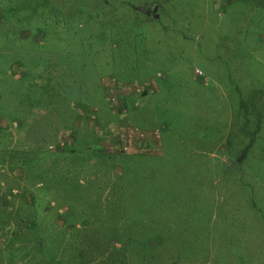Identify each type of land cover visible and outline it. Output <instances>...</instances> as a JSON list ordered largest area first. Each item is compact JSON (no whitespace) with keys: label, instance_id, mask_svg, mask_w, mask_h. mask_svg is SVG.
<instances>
[{"label":"rangeland","instance_id":"rangeland-1","mask_svg":"<svg viewBox=\"0 0 264 264\" xmlns=\"http://www.w3.org/2000/svg\"><path fill=\"white\" fill-rule=\"evenodd\" d=\"M1 214L0 264H264V0H0Z\"/></svg>","mask_w":264,"mask_h":264},{"label":"built area","instance_id":"built-area-1","mask_svg":"<svg viewBox=\"0 0 264 264\" xmlns=\"http://www.w3.org/2000/svg\"><path fill=\"white\" fill-rule=\"evenodd\" d=\"M196 73L199 75V76H201L203 73L200 71V70H196ZM140 89L138 88V91H139ZM131 131L132 132H136L137 134H138V137H145V134L142 132V131H140L138 128H135V129H131Z\"/></svg>","mask_w":264,"mask_h":264},{"label":"crops","instance_id":"crops-1","mask_svg":"<svg viewBox=\"0 0 264 264\" xmlns=\"http://www.w3.org/2000/svg\"><path fill=\"white\" fill-rule=\"evenodd\" d=\"M9 148H10L9 146L4 147V149H3V155H4L6 152H10V151H11ZM1 185H3L2 182H1ZM4 213H5V210H4ZM5 219H6V217L4 216V214H1L0 224H2V226H5L4 223H3V220H5Z\"/></svg>","mask_w":264,"mask_h":264},{"label":"water","instance_id":"water-1","mask_svg":"<svg viewBox=\"0 0 264 264\" xmlns=\"http://www.w3.org/2000/svg\"><path fill=\"white\" fill-rule=\"evenodd\" d=\"M241 159H242V157H240L238 161H241Z\"/></svg>","mask_w":264,"mask_h":264},{"label":"trees","instance_id":"trees-1","mask_svg":"<svg viewBox=\"0 0 264 264\" xmlns=\"http://www.w3.org/2000/svg\"><path fill=\"white\" fill-rule=\"evenodd\" d=\"M126 160H128V159H126ZM122 162V161H121ZM239 162V161H238Z\"/></svg>","mask_w":264,"mask_h":264}]
</instances>
